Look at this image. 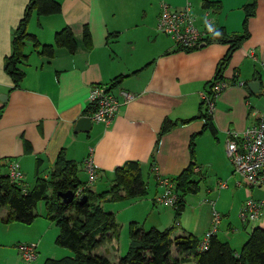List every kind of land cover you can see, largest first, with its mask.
<instances>
[{
	"label": "crops",
	"instance_id": "0c3cea01",
	"mask_svg": "<svg viewBox=\"0 0 264 264\" xmlns=\"http://www.w3.org/2000/svg\"><path fill=\"white\" fill-rule=\"evenodd\" d=\"M58 1L62 4V12L38 16L29 31H34L32 33L43 43H55V33L71 26L77 42L76 51L70 52L58 45L54 56L49 57L40 54L29 42L33 49L27 51L28 60L22 65L25 77L21 86L12 89V78L4 69L5 58L12 53L14 32L28 0H0V96H8L6 101L0 99V108L3 107L0 116L2 172H7L9 161L16 160L24 171L26 182L27 176L37 178L38 171L48 176L61 150L69 159L81 162L85 169L84 158L93 148V158L98 166L96 180L89 184L93 190L108 189L115 179L116 168L135 160L140 162L148 194L134 199L148 203L152 196L149 188L152 181L157 186L153 202L159 203L157 197L162 187L158 175L174 179L188 166L191 137L196 134L194 178L199 181V192L201 180L210 176L214 182L212 186L215 184L216 187L208 189L210 199L206 196L190 219L183 216L188 212L186 205L178 225L183 233L191 232L202 239L212 226L215 203L221 220L225 217L228 224L226 230L222 229L226 240L220 236L219 228L216 234L236 250L233 243L237 242L235 237L239 234L240 241L236 245L239 251L253 227H264V215L252 222L241 219L243 223L239 224L236 221L245 200L264 196V185H247L234 173L226 152L227 132L230 129L243 134L247 127L257 122L258 115L254 112L264 109V0H258L256 14L249 19L250 37L234 51L224 70L229 85L215 102L212 116L216 132L205 128V118L200 116L175 125L160 138L165 119H187L200 114V93L209 89L208 84L229 49L228 43L214 40L190 50H177L171 36L155 30L162 3L182 8L190 2L198 26L204 27L210 17L218 28L237 34L243 31L244 5L250 0H221L220 10L206 9L203 0ZM195 3L200 9H195ZM34 25L37 30L33 29ZM86 25L92 35L91 47L84 41ZM45 29H48L47 33ZM121 74L125 77L112 86L113 79ZM239 80L246 83L240 85ZM252 81L259 83L251 84ZM97 83L109 84L115 91L128 89L134 97L120 106L110 123L92 120L93 124L87 130L77 129V121L82 116L91 117L90 88ZM220 181H227L228 187L221 189ZM100 186L105 189L101 190ZM216 192L218 195H213ZM153 206L154 203L147 205L141 219L145 223L153 215V226L164 229L165 218L160 212L156 213ZM8 209L7 206L0 208L3 211L0 214L5 216ZM45 213H38L31 224L40 218L42 233L47 235L51 231L56 238L59 231L54 232L55 223ZM174 216L171 215L172 220ZM132 221L139 223L141 220ZM4 225L0 228V238L6 229H10V223ZM37 238H19L17 241L37 242ZM114 241L110 240L114 245L112 250L105 243L97 252L117 262L123 253ZM19 243L13 246L10 241L0 242V249L7 247L0 250V264H22Z\"/></svg>",
	"mask_w": 264,
	"mask_h": 264
},
{
	"label": "trees",
	"instance_id": "16d2710c",
	"mask_svg": "<svg viewBox=\"0 0 264 264\" xmlns=\"http://www.w3.org/2000/svg\"><path fill=\"white\" fill-rule=\"evenodd\" d=\"M258 0H250L244 5L245 18L241 33L229 34L225 28H217L216 32L208 38L229 44L226 55L220 61L215 77L210 81L209 89L214 79H225L224 70L227 67L234 51L250 37L249 19L256 14ZM206 9L220 10L221 0H203ZM53 15L62 12V4L58 0H28L23 16L21 17L12 40V53L5 58V71L11 76L13 87L21 86L25 77L22 65L28 60L26 44L32 42L34 48L43 55L53 57L56 46H64L70 52L77 49L74 30L65 26L55 33V43H43L36 34L28 29V23L33 15ZM84 41L88 47L92 46V35L86 25L83 31ZM182 48L177 47V50ZM190 50V49H188ZM125 75L121 74L113 79L112 86ZM3 107L0 108V116ZM205 118V128L216 132L213 116L209 113L206 102L202 100L200 114L187 119H165L159 138L179 123H187L197 117ZM193 134L190 142L191 160L188 166L173 180L176 183L178 202L175 207L174 222L178 223L182 211L185 209V197L188 193L200 190L199 181L194 178L197 162L195 160V139ZM159 138L156 149L159 146ZM6 172L0 175V208L8 206L5 216L0 214L1 223L19 221L32 223L38 213V202L45 201V216L59 227L56 244L68 247L72 255L61 258L48 257L42 264H183L194 261L195 264H264V227L255 226L250 231L242 248L237 251L228 241H222L217 234L210 238L208 249H200L201 238L191 232L173 235V228L160 229L152 226L149 229L138 226V222L130 224V243L126 254L119 261H112L107 255L97 252L105 243L118 237V224L112 211H106L104 203L124 198L142 197L148 194L147 183L143 179L140 162L129 160L118 166L115 170V179L110 187L103 191H95L88 181L79 177V165L74 159H69L64 150L58 154L48 176L38 171L35 185L24 189L16 182H12ZM27 183V182H26ZM85 185L84 195L88 199L79 202L66 203L58 195V191H75L79 186ZM83 195V196H84ZM82 196V197H83ZM23 243V242H22ZM176 252L177 254H175ZM23 259V258H22ZM31 263L33 261H26Z\"/></svg>",
	"mask_w": 264,
	"mask_h": 264
},
{
	"label": "built area",
	"instance_id": "2783aa9c",
	"mask_svg": "<svg viewBox=\"0 0 264 264\" xmlns=\"http://www.w3.org/2000/svg\"><path fill=\"white\" fill-rule=\"evenodd\" d=\"M218 26L210 17L207 18L206 25L200 27L197 24V17L192 10L190 2L182 8L172 7L169 3L163 2L161 12L158 17L157 29L173 38L176 46L182 49H193L197 46L208 43V38L212 36ZM237 83L244 85V80ZM229 85L225 79H214L210 90L200 93L202 100L206 102L209 113H213L216 99L220 93ZM134 93L125 88L116 91L109 84L97 83L90 88V104L92 106L91 118L94 122L110 123L118 113L122 104L130 102ZM122 98V99H121ZM258 120L245 129L243 134L233 130L227 132L226 152L232 163L234 173L240 175L250 186L264 185V109L255 111ZM85 170L88 174L89 184L93 183L97 177V164L93 158V148L89 155L84 158ZM7 174L12 182H16L24 189L27 188L25 174L20 164L16 160H11L6 164ZM2 170L0 169V175ZM159 184L162 191L157 197V201L164 206L176 207L178 193L176 183L167 176L158 175ZM85 185L79 186L75 191V198H82L85 192ZM219 187H228L227 181H220ZM264 215V196L260 198H248L242 205L239 216L243 221H255ZM212 226L200 240L199 248L208 249L210 238L217 233L221 222V214L213 204ZM19 252L26 261H33L37 258V246L33 243H19Z\"/></svg>",
	"mask_w": 264,
	"mask_h": 264
},
{
	"label": "rangeland",
	"instance_id": "374dc122",
	"mask_svg": "<svg viewBox=\"0 0 264 264\" xmlns=\"http://www.w3.org/2000/svg\"><path fill=\"white\" fill-rule=\"evenodd\" d=\"M152 5H153V7H155L154 4H152ZM194 7H195V9L199 8L196 3L194 5ZM37 17H38L37 13H35V15H32V17L28 23V29H30L32 22H35ZM37 24L40 26L39 22ZM33 29L37 30V27L34 25ZM155 30H156V32H158L160 34H163V33L158 31L157 24H156ZM30 31L34 32L32 30H30ZM47 32H48V29H45V33H47ZM32 49H33V47L31 45H29V43H28V45L25 48L26 52L31 51ZM78 165H79L80 177L84 181H88L89 177H88L87 171L83 168L81 162L78 163ZM42 175H44V173ZM195 177L199 179L200 176L196 175ZM211 177L212 176L208 177L206 180H201V192L198 191L196 193H193V192L190 194L188 193L189 199L186 201L188 212H187V214H185L183 216H185V217L187 216L189 219L191 216L194 217L195 211H197L198 208L201 207L200 206L201 202L203 203L206 200V198H205L206 196H207V198L209 197V193L207 192L208 189H212V188L216 187L215 184H214V186H212V184L214 182L212 181ZM27 178H28L27 182L30 184V186L33 187L35 185V182H36V177L35 176H27ZM156 187L157 186H155V183L150 181L149 188L152 190V196H151V199H149L148 203L147 202L140 203L141 202L140 200H142V199L124 198L122 200H117V201H108V202H105L103 204L106 211H112L115 215L116 222L118 224V235H117L118 237H114L113 240L115 239L114 244H116V245L118 244L119 250L121 253H123V255L126 254V252L128 251V248H129L131 221L133 219H136V218L140 219L141 221L138 223V226L144 225V228H146V229L151 228L154 224V222H152L153 221V215L149 217L148 222L144 223V220L141 219L142 212L146 211V207L148 204L153 205V203H154L153 207H154V210L156 211V213L160 212L164 216L163 217V218H165V220L163 221V223H164L163 225H165V226H163L164 229L167 227L169 228V227L174 226L173 235L180 234V232L183 233V231H184L181 228V226L178 225V223L174 222V220L171 219V215L175 214V208L174 207H171V206L167 207V206H164L162 203L153 202L154 201L153 197L156 194V192H154ZM100 189L102 190L105 188H104V186H100ZM224 193L225 192L223 191L222 194H224ZM213 195L217 196L218 193L217 192L213 193ZM209 199H210V197H209ZM45 211H46L45 201L42 200V201L38 202L37 207H36V212L42 214V213H45ZM0 212L3 213V211H0ZM193 217H192V219H193ZM174 218H175V216H174ZM224 218H223V221L221 220L222 222L219 224V229L221 231L220 236L226 240V236L223 233V230L227 229L228 224H227V220H225ZM39 220H40V218L38 220H36L33 224H31V223L27 224V223H22V222H17V223H13V224L10 223V229H6L4 234L1 235L2 238H0V242L7 243L8 241H10L13 243V246H15L19 242H21V240L17 241V239H19V238L31 239L32 237L38 236L37 242L39 243V245L37 242H25V243H33L37 246V251H38L37 258L34 259L33 262H31L30 264H42L43 261H45V259L47 257L61 258V257H64L66 255H72L73 252L70 248L62 247V246H59L56 244V241H55L56 238H54V234H52L53 232L49 231V234H47V235H46V233H42L40 225H39V222H40ZM236 221L239 224L243 223V221L241 220V218L238 215L236 217ZM13 222H16V221H13ZM250 222H252V221H250ZM245 224H247V223L245 222ZM250 225L252 226L253 224L251 223ZM5 226L6 225H4V223L0 224V228H4ZM54 229H53L54 232L59 231V227L56 224H55ZM50 234H52V235H50ZM238 235L239 234H237V237H235L237 242L233 243V246L235 245V248H237V251L239 248L236 245L240 241V237ZM117 240H118V242H116ZM236 240L234 239V242ZM106 244H107L106 246L109 247V250H112L111 247L114 245H111L110 241ZM1 248L2 249H0V250L7 249V247H4V246H2ZM18 248H19V245H18ZM112 255H113V253H112ZM22 261H23V259H22ZM22 264H28V263L23 261ZM184 264H194V262L188 261V262H185Z\"/></svg>",
	"mask_w": 264,
	"mask_h": 264
},
{
	"label": "water",
	"instance_id": "95a60500",
	"mask_svg": "<svg viewBox=\"0 0 264 264\" xmlns=\"http://www.w3.org/2000/svg\"><path fill=\"white\" fill-rule=\"evenodd\" d=\"M206 43L201 44L205 45ZM251 84H257L259 83L258 81H252L250 82ZM249 83V84H250ZM251 86V85H250ZM253 87V86H251ZM7 95L6 94H2L0 96V99H2L3 101L7 100ZM93 124L92 118L89 115H85L82 116L78 121H77V125L76 128L77 129H83V130H87L88 128H90ZM58 195L62 198V200L66 203H70L73 202L75 200V194L73 189H69L67 191H58ZM88 199L87 194H85L81 199H79V202H84Z\"/></svg>",
	"mask_w": 264,
	"mask_h": 264
}]
</instances>
